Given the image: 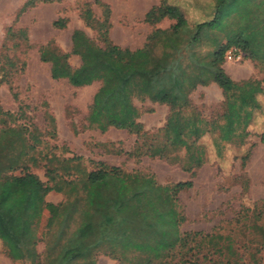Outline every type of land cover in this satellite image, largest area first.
Instances as JSON below:
<instances>
[{
    "label": "trees",
    "instance_id": "16d2710c",
    "mask_svg": "<svg viewBox=\"0 0 264 264\" xmlns=\"http://www.w3.org/2000/svg\"><path fill=\"white\" fill-rule=\"evenodd\" d=\"M52 1L62 0H25L16 17L39 2ZM211 1L213 18L196 23L190 30L182 8L159 0L144 13L143 22L153 26L166 19L172 24L152 29L134 50L110 41L108 5L83 1L78 17L94 33L95 42L74 29L68 53L46 42L37 48L38 59L49 64L52 80L63 79L74 88L99 84L85 116L87 127L99 132L113 128L133 135L128 158L167 160L182 152L181 158L173 156L170 161L193 176L205 162L198 140L215 134L216 145L243 144L253 114L260 109L257 97L263 94L259 81L234 82L221 65L229 49L240 51L251 62L264 63V48L259 53L261 45L264 47V41L260 43L264 22L258 20V25L230 32L225 43L203 53L201 34L218 24L222 29L220 21L226 25L232 4L237 1L241 10L246 0ZM91 6L98 9V15ZM253 9L264 13V0H255ZM65 24L64 18H56L51 27L63 29ZM4 39L28 48L24 29L8 27ZM69 55L78 58L77 67L68 64ZM15 62L16 58L10 60L0 52V85L9 83L22 69L23 62L18 66ZM209 83L217 86L223 98V113L217 119L202 117L188 99L195 87ZM134 98L166 106L164 124L154 131L143 130ZM22 115V111L13 114L0 108V247L11 262L95 264L100 254L117 264H259L264 253V199L238 213L244 220L242 233L251 236L244 243L237 244L230 234L181 233L178 226L184 218L177 211L176 195L190 188L191 181L161 186L150 176L127 173L119 167L96 163L84 171L75 164L76 157L59 161L54 155H42L46 181L41 182L29 172L40 160L37 147L42 144L41 134L31 124H20ZM43 120L46 134L52 137L54 119L44 111ZM258 142L264 144V131ZM69 162L74 164L67 165ZM53 164L59 167H51ZM48 192L60 193L64 200L40 224L37 213L46 206ZM234 224L239 225V219ZM40 240L44 242L42 254L34 255Z\"/></svg>",
    "mask_w": 264,
    "mask_h": 264
},
{
    "label": "rangeland",
    "instance_id": "374dc122",
    "mask_svg": "<svg viewBox=\"0 0 264 264\" xmlns=\"http://www.w3.org/2000/svg\"><path fill=\"white\" fill-rule=\"evenodd\" d=\"M25 0H0V52L15 60L17 66L23 67L16 72L9 83L0 85V108L13 114L22 111L20 124L32 125L40 132L42 144L37 147L40 160L31 166L29 172L41 182L46 181L45 160L42 155H54L61 161L76 157L80 170L89 171L96 163L119 167L124 172H137L150 176L158 185L165 186L177 182L191 181V187L176 195L177 211L184 218L178 229L183 232H201L230 234L237 244L246 242L250 235L241 231L244 220L238 218L242 208H249L259 199H264V144L258 142V136L264 131V63H254L243 57L236 49H229L221 65L225 75L234 82L254 79L260 82L263 94L257 97L260 109L253 114L247 127L248 136L241 145L217 144L215 134H206L198 140L205 151V162L194 171L193 176L180 169L178 163L170 161L182 157V152L170 155L167 160L140 157L128 158V152L135 137L123 130L108 128L99 132L94 127H87L85 116L91 98L99 84L93 82L83 87H71L65 80H52L49 77V64L40 62L37 48L51 42L58 50L68 53L70 33L81 30L95 42L94 33L83 25L78 17V8L83 1L62 0L59 2L37 3L16 17L18 8ZM108 5L110 10V41L120 47L134 50L140 48L146 35L152 29H166L172 21L163 19L153 26L143 22V12L159 0H98ZM255 0H246L239 10L240 3L232 4V15L225 17L226 25L221 19L216 25L201 34L203 53L226 42L227 36L236 29L247 28L252 24L264 22V13L253 9ZM184 11L187 26L191 30L196 23L213 18L214 4L211 0H166ZM237 9L238 11H234ZM94 15L99 11L91 6ZM240 13V14H238ZM238 16V17H237ZM56 18L66 20L63 29H54L51 22ZM249 18L251 20H249ZM249 22V24H248ZM24 29L28 39V48L19 46L18 41H5V30ZM264 27V26H263ZM264 28L262 29V31ZM261 31V32H262ZM228 33V35H227ZM264 41V37L260 43ZM17 45V46H16ZM262 45L259 53L263 52ZM68 64L77 67L76 56H68ZM190 103L202 117L218 118L223 113V98L220 90L212 84L197 86L188 95ZM139 111L138 122L143 130L154 131L160 128L167 115V107L151 103L147 99H132ZM54 119V135L46 134L43 112ZM245 156H247L245 158ZM69 162L67 165H73ZM51 167H59L53 164ZM61 174V171H58ZM71 175L70 178H72ZM64 200L60 193L48 192L44 198L46 206L39 209L40 224L54 207ZM239 219V225H235ZM43 241H38L33 249L34 255H41ZM33 255V254H32ZM259 264H264V253L260 254ZM0 264H26L11 262L0 247ZM95 264H117L103 255H97Z\"/></svg>",
    "mask_w": 264,
    "mask_h": 264
},
{
    "label": "crops",
    "instance_id": "0c3cea01",
    "mask_svg": "<svg viewBox=\"0 0 264 264\" xmlns=\"http://www.w3.org/2000/svg\"><path fill=\"white\" fill-rule=\"evenodd\" d=\"M157 4H158V3H157ZM152 6H155V5H152ZM152 6H150L149 8H151ZM149 8H148V9H149ZM148 9H147V10H148ZM147 10H146V11H147ZM146 11L143 12V15H144V13H145ZM210 84H212L214 87H216L215 84H213V83H210Z\"/></svg>",
    "mask_w": 264,
    "mask_h": 264
}]
</instances>
